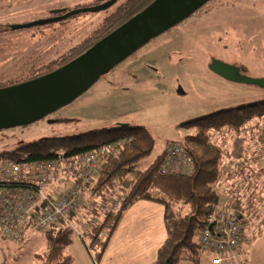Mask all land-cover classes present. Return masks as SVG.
I'll return each instance as SVG.
<instances>
[{
	"label": "rangeland",
	"instance_id": "1",
	"mask_svg": "<svg viewBox=\"0 0 264 264\" xmlns=\"http://www.w3.org/2000/svg\"><path fill=\"white\" fill-rule=\"evenodd\" d=\"M108 1H114L113 5L101 12H80L43 26L13 28L57 17L52 16L56 12L64 15ZM125 1L0 0V86L20 83L55 68L72 48L90 40ZM212 60L236 66L250 78H264V0L209 1L46 119L0 131V153L46 138L72 136L118 125L144 127L152 135L155 145L152 153L140 163L143 170L168 143H179L192 133L181 124L219 110L264 100V90L231 83L211 73L208 66ZM254 123L251 125H262L264 129V120ZM258 126L251 129L249 125L248 130L237 137L228 133L223 137L219 133L213 134V139L226 155L227 171L229 168L235 171L241 157L248 159L256 155V150L264 158V139L256 133ZM258 139L263 144L251 146L250 141ZM57 163L56 172L62 168ZM239 179L233 175L236 187L240 186ZM225 183L222 180L220 185ZM258 188L262 203L255 213L247 211L246 237L250 234L263 236L264 180L259 181ZM108 197L104 198L107 203ZM89 203L80 211L76 223L83 237L91 227L88 221L84 222L88 217ZM241 203L244 205L245 200L242 199ZM103 236L107 237L108 232L104 231ZM44 250L45 239L40 231H27L20 243L0 236V264H41L35 256Z\"/></svg>",
	"mask_w": 264,
	"mask_h": 264
},
{
	"label": "trees",
	"instance_id": "2",
	"mask_svg": "<svg viewBox=\"0 0 264 264\" xmlns=\"http://www.w3.org/2000/svg\"><path fill=\"white\" fill-rule=\"evenodd\" d=\"M153 1L126 0L104 21L90 40L72 48L55 68L20 83L0 86V89L32 81L64 67L125 25ZM61 15L59 12L52 16ZM262 120L264 100L219 110L181 124L182 128L192 132L177 143L192 160L193 172L189 175L163 172V151L141 170L140 163L152 153L155 141L144 127L122 125L20 145L12 151L0 153V161L6 160L20 166L61 161L70 165L91 152L111 146L112 152L104 158L94 185L87 187V198L91 206L86 222L88 221L91 227L85 237L86 241L82 242L91 258L95 263L99 261L122 214L134 203L148 201L164 208L166 230V239L151 264H198L201 253L195 235L211 224L208 216L219 204L220 192L231 193L227 191L226 183L220 185L222 180L227 182L232 177L226 174V155L213 139V134L219 133L223 137L228 133L237 137L249 125L254 129L258 125L251 124L260 123ZM232 184V188L236 187ZM243 186L245 187V184ZM256 189H249L247 194H244L242 189L240 198L235 196L238 200L233 207L255 213L259 203H262L261 192ZM114 193L121 198L119 205L109 212H104L100 203L106 204L107 200L104 198ZM242 199L245 200L244 205L241 203ZM97 200H100L99 204ZM92 221L96 223L92 224ZM104 231L108 232L107 237L103 236ZM43 237L45 250L41 255L35 256L41 264L73 263L72 257L67 254L68 247L76 237L71 229L63 225L56 226L44 231Z\"/></svg>",
	"mask_w": 264,
	"mask_h": 264
},
{
	"label": "built area",
	"instance_id": "3",
	"mask_svg": "<svg viewBox=\"0 0 264 264\" xmlns=\"http://www.w3.org/2000/svg\"><path fill=\"white\" fill-rule=\"evenodd\" d=\"M263 132V126H258L256 133L261 139H264ZM111 152L112 147L108 146L85 155L73 165L59 162L57 166L62 168L57 172L55 162L20 166L0 161V236L20 243L29 230L44 232L63 225L85 241L76 223L80 211L89 202L87 187L94 185L104 158ZM163 152V172L185 175L193 172L192 160L180 144L168 143ZM237 171V167L235 171L230 168L227 171L232 177L226 182L227 191L231 193L222 192L220 196L224 197L208 216L212 228L208 229V226L195 235L200 253L208 255L212 264H239L242 256L248 215L246 211L233 207L238 200L235 196H240L239 189L232 188L236 181L233 175ZM108 199L107 206L100 203L108 212L121 201L118 195Z\"/></svg>",
	"mask_w": 264,
	"mask_h": 264
},
{
	"label": "water",
	"instance_id": "4",
	"mask_svg": "<svg viewBox=\"0 0 264 264\" xmlns=\"http://www.w3.org/2000/svg\"><path fill=\"white\" fill-rule=\"evenodd\" d=\"M209 1L211 0H154L125 25L64 67L32 81L0 89V131L28 126L46 119L87 92L102 76L151 40L194 15ZM113 3L114 1H108L100 6L75 10L13 28L43 26L80 12H101ZM208 70L228 82L264 90V78L245 76L236 66L212 60Z\"/></svg>",
	"mask_w": 264,
	"mask_h": 264
},
{
	"label": "crops",
	"instance_id": "5",
	"mask_svg": "<svg viewBox=\"0 0 264 264\" xmlns=\"http://www.w3.org/2000/svg\"><path fill=\"white\" fill-rule=\"evenodd\" d=\"M250 142L251 146L256 143L258 146L263 144L261 139ZM257 151L256 155L252 157L249 155L248 159L241 157V161L236 165L239 172L235 175L240 177L238 183L244 194H247L249 189L257 188L256 191H259V181L264 180V158L262 159L259 156L260 152ZM237 158L238 156L235 157L236 161ZM243 182L245 187L241 185ZM237 187L239 189V186ZM165 239L164 208L153 202L139 201L122 214L97 263L92 260L84 243L78 237L73 239L67 254L72 257V264H151ZM241 252L239 264H264V229L263 236L253 237L251 234L248 237L245 236ZM198 264L212 263L208 255L201 254Z\"/></svg>",
	"mask_w": 264,
	"mask_h": 264
},
{
	"label": "flooded vegetation",
	"instance_id": "6",
	"mask_svg": "<svg viewBox=\"0 0 264 264\" xmlns=\"http://www.w3.org/2000/svg\"><path fill=\"white\" fill-rule=\"evenodd\" d=\"M240 69V68H239ZM241 70V69H240ZM242 73V72H241Z\"/></svg>",
	"mask_w": 264,
	"mask_h": 264
}]
</instances>
